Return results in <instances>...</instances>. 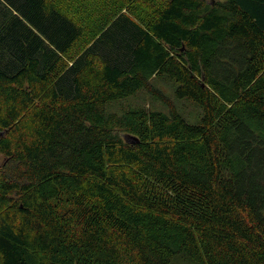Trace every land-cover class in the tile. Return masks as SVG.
<instances>
[{
  "label": "trees",
  "instance_id": "trees-1",
  "mask_svg": "<svg viewBox=\"0 0 264 264\" xmlns=\"http://www.w3.org/2000/svg\"><path fill=\"white\" fill-rule=\"evenodd\" d=\"M94 1L0 0V264H264V0Z\"/></svg>",
  "mask_w": 264,
  "mask_h": 264
},
{
  "label": "rangeland",
  "instance_id": "rangeland-1",
  "mask_svg": "<svg viewBox=\"0 0 264 264\" xmlns=\"http://www.w3.org/2000/svg\"><path fill=\"white\" fill-rule=\"evenodd\" d=\"M94 3L96 4L95 5L96 7H101L102 3H100L99 0L94 1ZM63 6L65 8H69L70 4L69 2H65ZM163 77L154 78L151 81L153 87L166 94L169 98L173 99L177 111L187 122L189 123L197 122L198 117L200 115V108L195 103L189 102L186 99L175 98L174 84L173 85L169 84L170 79L167 78L166 76ZM145 90L139 91L140 93L134 97H130L125 100L121 99L117 101L128 105H135V104L142 105L143 103H147V104L149 103V105H151L153 109H160L169 114L170 109L166 105H164L160 99L156 98L153 94H151V92L148 89ZM168 264H200V263L190 259L188 256L184 254H177Z\"/></svg>",
  "mask_w": 264,
  "mask_h": 264
},
{
  "label": "water",
  "instance_id": "water-1",
  "mask_svg": "<svg viewBox=\"0 0 264 264\" xmlns=\"http://www.w3.org/2000/svg\"><path fill=\"white\" fill-rule=\"evenodd\" d=\"M129 137H131L132 139H135V140H137L135 137H133V136H130V135H126V138H129Z\"/></svg>",
  "mask_w": 264,
  "mask_h": 264
}]
</instances>
